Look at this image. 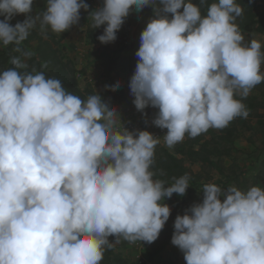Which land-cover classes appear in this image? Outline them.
Masks as SVG:
<instances>
[{"label":"clouds","instance_id":"obj_1","mask_svg":"<svg viewBox=\"0 0 264 264\" xmlns=\"http://www.w3.org/2000/svg\"><path fill=\"white\" fill-rule=\"evenodd\" d=\"M33 6L0 0V46L19 54L0 71V264H101L122 240L155 242L171 216L165 200L184 196L190 177L154 179L159 136L129 131L97 91L82 100L28 71L30 32L62 34L83 9L93 29L106 25L98 40L108 44L133 10L151 7L129 88L138 111L158 109L152 124L167 130L168 148L248 118L242 100L264 83V45L245 43L237 0H104L92 11L84 0H46L35 15ZM201 192L174 221L171 243L186 264H264V188L207 183Z\"/></svg>","mask_w":264,"mask_h":264},{"label":"rangeland","instance_id":"obj_2","mask_svg":"<svg viewBox=\"0 0 264 264\" xmlns=\"http://www.w3.org/2000/svg\"><path fill=\"white\" fill-rule=\"evenodd\" d=\"M43 1L34 0L33 15L42 13L41 5ZM263 1L256 0V4L253 7V11L257 15L263 9ZM84 2L90 6L89 11L99 7V0H84ZM134 8L135 6H133ZM88 15L89 12L81 9L79 23L73 25L65 35L63 33L48 32L55 35L54 46L57 47L61 58L69 67L75 69L80 88L86 90L85 99L90 95L96 94V91L99 92L111 106L118 110L123 125L129 131L147 130L155 136H159L160 143L157 146H162L172 151L174 147L168 148L163 139L167 130L152 124L158 109L149 106L144 112H141L136 109L133 103L134 96L130 92L129 81L135 69L117 68L111 72L109 71V66L113 67L114 65L112 62L113 58L131 52L127 47L125 35L117 33V39L109 43L112 49L111 56L104 55L102 52L104 44L92 43L87 37L88 30L91 28V21H88ZM153 15L151 7H145L139 13L133 10L130 13V17L135 20L134 28L138 27L132 35L139 33V27L144 29ZM13 19L23 22L26 16L20 14ZM236 23L239 24L238 18ZM39 34L41 33L39 25H37V28L30 32L22 45L30 51H34L37 46L35 37ZM242 34L245 37V43L254 38L264 45V33L255 31L245 33L242 31ZM13 46H0V52L9 51L12 56L19 55L13 51L15 47ZM262 51H264V47H262ZM27 62L29 67L33 65L31 59ZM262 71H264V66H262ZM111 78L119 82L123 87V94L120 100H116L114 92H109L108 90L109 87L112 88ZM250 94L254 96L256 104L254 115L248 120L250 128L240 127L233 149L230 154L219 158L218 165L196 160H185V165L189 169L190 186L184 196L173 194L171 198L165 200V203L171 208V216L158 239L151 244L139 241L130 243L122 240L120 244L112 249L114 254L123 258L125 264H186L183 252L171 243L174 233V221L177 215L185 214V211L193 204L202 202L203 194L201 190L204 184L215 183L222 189H227L232 185H236L243 190H247L251 186L264 188V83L257 85ZM119 130L123 131V127L120 126ZM170 223H172V226ZM109 240L114 242L115 237H109ZM165 240L170 242L159 252L152 254L153 248L159 242Z\"/></svg>","mask_w":264,"mask_h":264},{"label":"trees","instance_id":"obj_3","mask_svg":"<svg viewBox=\"0 0 264 264\" xmlns=\"http://www.w3.org/2000/svg\"><path fill=\"white\" fill-rule=\"evenodd\" d=\"M193 1L199 3V0ZM44 2L45 0L41 5L42 12L44 11ZM103 2L104 0H99V7L103 5ZM213 2H215V0H208V4ZM237 3L240 4L244 10L243 15L238 17V26L241 32L251 33L255 31L264 33V1L263 9L258 15L253 11L256 0H237ZM201 10L202 13L206 12V7H202ZM0 19H3V17L0 16ZM17 22L22 21L12 19L10 23L14 26ZM134 23L135 20L131 19L129 15L120 30L117 32L121 35H125L127 47L131 52L113 58L112 62L114 65L113 67L109 66L110 72L117 68H136L138 57H136L135 53L140 46V35L144 29L139 27V33L132 35L134 30L138 27L136 26V28H134ZM104 27H106V25L101 26L96 30L92 27L89 28L87 37L90 42L101 43L98 40V37L103 34ZM70 29L64 32L63 35L67 34ZM35 38L37 40V46L34 51H31L33 53L31 58L33 65L29 67L28 71H31L34 67L36 71L43 72L47 77L60 79L63 87L72 94L79 96L82 100L85 99L86 90L80 88L75 69L68 66V64L61 58L57 47L54 46L55 35L48 33L47 39H45L42 34H39ZM22 47L25 50L30 51L27 47H24L23 45ZM111 50L109 43L104 44L102 47L103 54L109 57L111 56ZM11 57L13 56L9 51L0 52V71L14 67L9 63ZM111 84L112 88L109 87V92L113 91L115 99L120 100L123 94L122 85L120 84V87L113 90L114 86L117 84V81L113 78H111ZM237 98L239 99V97ZM242 102L249 110V116L247 119L238 117L230 122L227 127L217 130L210 129L196 138L186 136L182 142L174 146L172 151L165 147L157 146L155 149L154 164L152 166V171L155 173L154 178L164 181L166 185H171L176 178L185 174L188 175L189 169L185 165L186 159L218 165L219 158L230 154L233 149L240 127L250 128L248 120L253 117L255 112V98L253 95L249 94V96L244 98ZM170 225L172 226V223H170ZM168 242L170 241L165 240L159 242L158 245L153 248L152 254L159 252L168 244ZM101 264H125V262L121 256L114 254L113 250H106Z\"/></svg>","mask_w":264,"mask_h":264}]
</instances>
